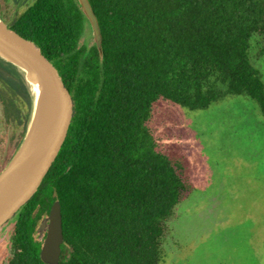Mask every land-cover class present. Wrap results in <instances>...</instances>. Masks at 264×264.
<instances>
[{
	"label": "trees",
	"instance_id": "16d2710c",
	"mask_svg": "<svg viewBox=\"0 0 264 264\" xmlns=\"http://www.w3.org/2000/svg\"><path fill=\"white\" fill-rule=\"evenodd\" d=\"M89 1L100 46L79 45L86 21L74 0H34L10 25L54 64L73 115L48 172L13 216L8 264H46L36 228L56 200L58 264H159L187 186L157 147L153 103L198 110L243 95L264 115V82L249 53L253 36L264 39V0ZM0 104L1 170L30 112L22 76L2 61Z\"/></svg>",
	"mask_w": 264,
	"mask_h": 264
},
{
	"label": "rangeland",
	"instance_id": "374dc122",
	"mask_svg": "<svg viewBox=\"0 0 264 264\" xmlns=\"http://www.w3.org/2000/svg\"><path fill=\"white\" fill-rule=\"evenodd\" d=\"M263 41L253 36L249 53L264 82V52L258 56ZM93 42L86 21L79 45ZM2 126L0 104L1 132ZM150 126L158 149L181 166L187 186L167 222L159 264H264V115L259 105L228 95L190 110L159 99ZM13 224L14 217L0 227L4 262L11 255Z\"/></svg>",
	"mask_w": 264,
	"mask_h": 264
},
{
	"label": "water",
	"instance_id": "95a60500",
	"mask_svg": "<svg viewBox=\"0 0 264 264\" xmlns=\"http://www.w3.org/2000/svg\"><path fill=\"white\" fill-rule=\"evenodd\" d=\"M85 16L96 46L101 44L98 18L89 0H74ZM0 61L22 76L30 99L24 135L0 170V227L36 192L55 160L73 115L72 99L58 70L31 40L14 31L0 16ZM41 92L38 105L35 91ZM34 99V100H33ZM39 256L46 264H58L63 243L59 201H54L37 228Z\"/></svg>",
	"mask_w": 264,
	"mask_h": 264
},
{
	"label": "flooded vegetation",
	"instance_id": "af4514ba",
	"mask_svg": "<svg viewBox=\"0 0 264 264\" xmlns=\"http://www.w3.org/2000/svg\"><path fill=\"white\" fill-rule=\"evenodd\" d=\"M34 0H3L0 5V16L3 20L9 23V26L15 22L17 17L23 13L29 6L33 4ZM10 256L5 260H0V264H8Z\"/></svg>",
	"mask_w": 264,
	"mask_h": 264
},
{
	"label": "bare ground",
	"instance_id": "6f19581e",
	"mask_svg": "<svg viewBox=\"0 0 264 264\" xmlns=\"http://www.w3.org/2000/svg\"><path fill=\"white\" fill-rule=\"evenodd\" d=\"M40 97H41V92L36 90V91H35V95H34L35 102H36V106H37L38 103H39ZM33 100H34V99H33Z\"/></svg>",
	"mask_w": 264,
	"mask_h": 264
}]
</instances>
